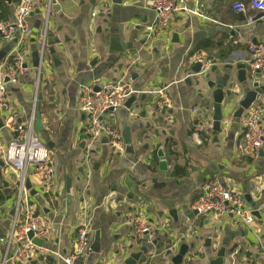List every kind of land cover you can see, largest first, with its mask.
I'll use <instances>...</instances> for the list:
<instances>
[{
	"label": "crops",
	"instance_id": "obj_1",
	"mask_svg": "<svg viewBox=\"0 0 264 264\" xmlns=\"http://www.w3.org/2000/svg\"><path fill=\"white\" fill-rule=\"evenodd\" d=\"M197 1L202 17L181 14L161 34L150 0H122L120 5L111 0H54L48 34L59 42L47 44L39 71L31 53L36 49L39 54L44 22L41 13L30 17L32 34L25 39L20 58L26 68L14 82L6 83V102L0 106V144L11 138L9 121L29 122L39 73L34 131L49 151L53 175L44 188L39 172L30 170L27 178L36 194L28 195L51 236L41 252L26 261L16 256L17 242L7 246L16 219L18 178L0 161V264H65L64 258L76 252L82 210L88 220L89 249L72 264H122L145 246L148 250L137 264H173L183 245L188 250L180 264H209L221 249L230 264H264V155L245 154L243 121L249 108L238 122L232 117L244 98L234 67L250 68V45L264 48V14L250 11L253 21L245 26V16L233 5L248 7L252 0ZM187 2L192 9L195 0ZM16 5L0 0L1 21L13 19ZM111 36L128 48L112 51ZM6 45L12 48L15 43L0 49ZM199 56L211 64L204 73H209V81L229 75L223 92L229 90L231 96H224L216 135L208 80L190 74L194 63L202 65ZM228 65L233 67L230 72ZM212 68L217 69L215 74H210ZM95 79L120 83L131 92L114 123L121 137L124 131L130 134L132 152H127L123 139L122 150L115 151L107 137L91 142L85 133L78 91ZM132 95L135 102L128 109L125 103ZM38 106L40 132L35 130ZM249 107L260 112L264 130V94ZM195 126L202 128L199 144ZM175 168L183 175L174 174ZM213 181L243 196L245 206L258 214L252 226L231 215L191 216V203ZM137 219L150 227L142 239L134 233ZM22 221L19 214L16 222Z\"/></svg>",
	"mask_w": 264,
	"mask_h": 264
},
{
	"label": "built area",
	"instance_id": "obj_2",
	"mask_svg": "<svg viewBox=\"0 0 264 264\" xmlns=\"http://www.w3.org/2000/svg\"><path fill=\"white\" fill-rule=\"evenodd\" d=\"M188 0H150V7L155 13L156 30L163 34L169 27L170 22L181 14H193L202 17L199 10L198 1L195 0L192 9L188 7ZM54 0H19L15 8L13 19L0 21V48L5 43L15 45L6 55L0 64V106L6 102V84L5 78L9 82H14L15 78L23 69L20 61L22 50L25 46V39L32 34L30 17L36 10H39L43 16L44 30L40 36L41 46L39 50V67L41 69L44 55L47 51V34L49 19L52 13ZM233 10L245 16V26L253 21V15L250 11L264 14V0H252L249 6L238 3L233 5ZM95 15V14H94ZM249 52L253 58L249 64L252 70L259 69L264 73V48L250 45ZM13 58V64H8V60ZM202 63V73L204 74L210 68V62L204 61L198 57ZM7 70V71H6ZM42 77L38 73L36 78L35 96L33 110L29 122L25 125L16 124L14 120L11 124V138L6 144H0V161L18 178L17 194L14 206L15 218L21 214L23 221L21 224L13 220L11 232L7 237V246L10 248L12 242H17L19 249L16 256L26 261L33 255L41 252L42 247L34 245L27 238L28 232H33L34 238L48 240L51 236V229L40 217H38L33 206L30 204L28 190H26V180L30 170H36L42 178L44 188H48L49 180L53 171L49 166V151L34 131V112L36 107V94L41 87ZM131 92L120 83H101L95 79L92 84L80 86L78 91V110L86 116L85 133L88 134L91 142H94L102 136L107 137L109 145L115 151L122 150V137L116 124L114 116L117 110L122 106ZM243 125L246 128L242 141L245 154L249 157H256L259 152H264V130L260 124V112L256 108L249 107L245 113ZM195 138L199 144L202 128L195 126ZM191 212L196 215L205 216H225L231 215L246 226H252L255 222L254 212L245 206L243 196L240 193L231 191L219 182L209 183L201 196L191 203ZM135 236L142 239L148 235L150 227L145 220L137 219L133 224ZM76 252L73 256L64 258L65 264L72 262L82 255H85L89 249L88 238V220L85 210H82V216L78 221L76 229Z\"/></svg>",
	"mask_w": 264,
	"mask_h": 264
},
{
	"label": "water",
	"instance_id": "obj_3",
	"mask_svg": "<svg viewBox=\"0 0 264 264\" xmlns=\"http://www.w3.org/2000/svg\"><path fill=\"white\" fill-rule=\"evenodd\" d=\"M111 2L115 5H120L122 0H111ZM94 4V2H91ZM35 14H39V10H36L34 12ZM263 15V14H262ZM52 34L47 35V44L49 46H53V44H57L59 41L58 40H52L53 38ZM16 40L13 41L15 43ZM128 48V46H119L118 44V39L115 36L110 37V49L114 52H121L124 50V48ZM11 50V45H6L2 49H0V64L3 62L4 58L6 55L10 52ZM32 60H33V67L38 68L40 59H39V54L36 49L32 50ZM201 64L200 63H194L190 70V74H201L202 76L204 75V79H209L210 75L209 73L203 74L201 73ZM23 68H26L24 65ZM226 70L229 72L233 70V67L228 65L226 66ZM234 70L236 71V81L238 84H241L243 86L242 92L244 95V98L239 102L238 109L233 113L232 117L233 119L238 122L245 110L249 108V106L257 101L258 97L264 94V84H261V80L264 77V73L259 70H252L248 66L244 64H236L234 67ZM210 74H215L217 72L216 68L210 69ZM229 80V75L225 74L224 76H221L217 78L215 81H207V87L212 90V98L214 101L213 105V111L211 114L212 118V131L213 134L216 135L217 133L220 132V126H221V119H222V106H223V100L224 96H231V92L228 90L226 92H223V89L227 86V81ZM5 83H9V79L5 78L4 80ZM233 87L232 84H229L228 88L231 89ZM38 99H41V96L38 97ZM135 102V97L132 95L130 98L126 100L125 107L130 108V106ZM40 108L39 106L36 108V115H35V130L37 132L42 131V126L40 122ZM122 139L126 144V150L127 152H132L133 151V146L131 144V138L130 134L127 131H124L122 133ZM159 156L162 157V153L159 150ZM259 154L262 156L264 155V152H259ZM96 168V167H95ZM71 187V183L68 184L67 189ZM26 190L30 192L31 196H34L36 194V191L34 190L33 186L30 184V180H26V185H25ZM67 193H69V190H66ZM112 199V198H111ZM248 199V198H247ZM249 200V199H248ZM15 201V199H14ZM195 212H192L191 216H195ZM255 216H258L256 212L253 213ZM34 234L33 232H28L27 233V238L31 240V242L38 246L42 247L44 244V240L41 239H36L33 237ZM0 238H2L0 236ZM96 240H98V237H96ZM208 244V243H207ZM93 250L95 252H98L97 244H95ZM148 250L147 246L143 247L138 253L131 254L122 264H137L138 261L140 260L141 256L143 253H146ZM188 248L187 246H181L178 254L175 256V258L172 259L173 264H180L182 261V258L185 256ZM169 254V253H167ZM231 261L226 259L225 251L224 249L219 250L216 253L215 258H211L209 264H230Z\"/></svg>",
	"mask_w": 264,
	"mask_h": 264
},
{
	"label": "trees",
	"instance_id": "obj_4",
	"mask_svg": "<svg viewBox=\"0 0 264 264\" xmlns=\"http://www.w3.org/2000/svg\"><path fill=\"white\" fill-rule=\"evenodd\" d=\"M13 2L16 4V3H18L19 2V0H13ZM3 13V12H2ZM1 20H3V17H2V14H0V21ZM5 20V19H4ZM13 58H10L9 60H8V64H13ZM180 168H175V172H174V174H176V175H183V172H180ZM184 174H185V172H184Z\"/></svg>",
	"mask_w": 264,
	"mask_h": 264
}]
</instances>
